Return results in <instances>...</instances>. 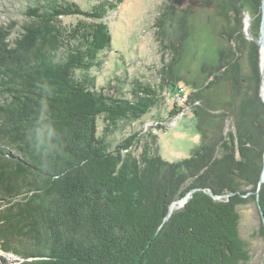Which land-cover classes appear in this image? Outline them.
Instances as JSON below:
<instances>
[{
	"label": "trees",
	"instance_id": "16d2710c",
	"mask_svg": "<svg viewBox=\"0 0 264 264\" xmlns=\"http://www.w3.org/2000/svg\"><path fill=\"white\" fill-rule=\"evenodd\" d=\"M35 5L26 7L18 28L0 25L1 249L17 258L14 264L246 261L237 228L242 196L251 194L264 219V184L255 194L264 154L256 43L261 0L214 4V15L226 22L216 32L225 41L215 64L202 66L201 87L173 71L183 38L177 46L166 40L172 57L160 73L162 89L183 97L185 107L199 102L192 114L202 142L190 157L172 163L159 156L154 135L138 159L133 148L139 132L113 149L105 137L158 104L154 88L138 84L140 93L127 99L77 76L111 47L102 22L107 4L90 11L66 0ZM242 11L251 16L253 41L240 32ZM69 17L76 23L62 22ZM239 53L247 56L246 74ZM182 110L174 104L169 117ZM227 119L232 123L225 133ZM190 191L185 204L171 211Z\"/></svg>",
	"mask_w": 264,
	"mask_h": 264
},
{
	"label": "rangeland",
	"instance_id": "374dc122",
	"mask_svg": "<svg viewBox=\"0 0 264 264\" xmlns=\"http://www.w3.org/2000/svg\"><path fill=\"white\" fill-rule=\"evenodd\" d=\"M46 1L0 0V25L16 23L18 28L26 19L24 11L27 6L34 7L37 2L45 3ZM66 1L79 5L85 11H90L99 4H107L102 22L108 25L112 35L111 47L99 54L98 64L86 74L78 72L77 76L87 75L95 81L97 90L103 87L105 91H109L107 89L110 86L112 87L110 93L117 90L119 96L127 99L133 97V92L140 93L138 84L151 86L159 95V103L152 105L150 111L141 120L122 122L106 132L105 137L110 148L113 149L130 135L139 132V141L133 148L136 159L139 158L142 147L149 140V135L156 137V149L163 160L172 163L190 157L202 143L196 119L192 114V107L199 105V102L185 107L183 97L173 96L168 93V90H164L165 88L162 89L160 73L164 64H168L172 57L170 54L172 51L164 45L169 38L174 46H177V42L181 43L183 38V53L173 71L189 82L197 81L201 87L204 76L201 73L202 66L215 64L217 49L221 48L225 41L216 33L221 32L223 25L226 24L222 17L214 15L213 6L219 0H182L180 5H176L174 0H123L122 3H117V0ZM245 12L247 11L241 12L240 32L245 40L253 41L254 39H249L246 35L252 29L250 15L247 31L243 30ZM231 16L233 15H230V22L233 23ZM158 19L161 21L160 24L158 22L161 28L155 27L158 25L156 22ZM76 21L77 19L73 17L62 19L66 25L75 24ZM238 56L242 73H248L246 54L239 53ZM259 86L260 72L258 85L260 98ZM180 87L185 89L182 84H179ZM174 104L177 107H183V110L169 117ZM98 123L99 129H103L101 119ZM231 123V119L225 121V133L230 130ZM154 146L155 144L153 145L155 150ZM258 182L256 198L262 192L264 184L258 188ZM193 193L194 191H190L184 199L174 202L171 205V211L183 206L187 197ZM250 196V193L242 196L243 204L237 207L238 233L247 255V260L240 264H264V219ZM222 198L228 199L229 195ZM2 260L14 264L17 258L5 253L1 249L0 242V262Z\"/></svg>",
	"mask_w": 264,
	"mask_h": 264
},
{
	"label": "water",
	"instance_id": "95a60500",
	"mask_svg": "<svg viewBox=\"0 0 264 264\" xmlns=\"http://www.w3.org/2000/svg\"><path fill=\"white\" fill-rule=\"evenodd\" d=\"M182 0H174V3L176 5H180ZM244 25H243V30L244 32L247 31L249 21H250V16L247 12H245V18H244ZM249 39H254L251 32L248 31L246 33ZM258 45V55H259V72H260V86H259V95L261 98V102L264 104V99L262 98V88L264 86V0H261V7H260V22H259V38L256 41ZM264 183V154H263V160H262V167H261V172H260V177H259V182H258V188L261 187V185ZM209 195L211 197L217 198L213 196L211 192H209ZM189 199V197H187Z\"/></svg>",
	"mask_w": 264,
	"mask_h": 264
},
{
	"label": "bare ground",
	"instance_id": "6f19581e",
	"mask_svg": "<svg viewBox=\"0 0 264 264\" xmlns=\"http://www.w3.org/2000/svg\"><path fill=\"white\" fill-rule=\"evenodd\" d=\"M262 98L264 99V86H263V88H262ZM173 208V207H172ZM173 210V209H172Z\"/></svg>",
	"mask_w": 264,
	"mask_h": 264
}]
</instances>
